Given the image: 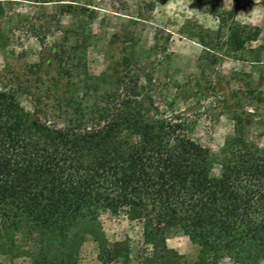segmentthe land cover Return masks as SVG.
Listing matches in <instances>:
<instances>
[{"label": "trees", "instance_id": "obj_1", "mask_svg": "<svg viewBox=\"0 0 264 264\" xmlns=\"http://www.w3.org/2000/svg\"><path fill=\"white\" fill-rule=\"evenodd\" d=\"M258 35V27L235 24L229 50ZM116 82L63 123L28 111L13 89L0 87V255L13 251L23 229L45 240L37 251L45 264H78L73 244L86 234L101 264H186L166 241L176 230L199 246L189 264H264V147L246 136L243 119L233 116L234 133L216 157L190 136L185 113L160 110L139 75ZM104 211L140 222L143 246L110 242Z\"/></svg>", "mask_w": 264, "mask_h": 264}, {"label": "rangeland", "instance_id": "obj_2", "mask_svg": "<svg viewBox=\"0 0 264 264\" xmlns=\"http://www.w3.org/2000/svg\"><path fill=\"white\" fill-rule=\"evenodd\" d=\"M235 24L259 35L233 53ZM126 72L141 77L163 113H185L190 136L213 156L233 135L235 115L264 147V0H0V87L13 89L28 111L63 123L77 104L114 91ZM99 220L110 242L143 246L140 222L109 211ZM15 240L0 263L45 264L37 256L44 239L21 229ZM166 241L184 263L196 260L199 246L188 236L171 230ZM73 246L78 264H101L90 235Z\"/></svg>", "mask_w": 264, "mask_h": 264}]
</instances>
